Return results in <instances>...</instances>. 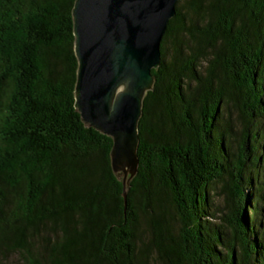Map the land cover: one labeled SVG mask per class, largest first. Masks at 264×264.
Segmentation results:
<instances>
[{
    "label": "trees",
    "instance_id": "16d2710c",
    "mask_svg": "<svg viewBox=\"0 0 264 264\" xmlns=\"http://www.w3.org/2000/svg\"><path fill=\"white\" fill-rule=\"evenodd\" d=\"M74 1L0 0V264H264V0L177 1L125 215L74 107Z\"/></svg>",
    "mask_w": 264,
    "mask_h": 264
},
{
    "label": "water",
    "instance_id": "95a60500",
    "mask_svg": "<svg viewBox=\"0 0 264 264\" xmlns=\"http://www.w3.org/2000/svg\"><path fill=\"white\" fill-rule=\"evenodd\" d=\"M177 1L75 0L72 8L74 107L84 126L112 139L111 167L114 174L123 172L124 215L125 186L138 162L143 98L153 88L151 69L160 64V43Z\"/></svg>",
    "mask_w": 264,
    "mask_h": 264
},
{
    "label": "rangeland",
    "instance_id": "374dc122",
    "mask_svg": "<svg viewBox=\"0 0 264 264\" xmlns=\"http://www.w3.org/2000/svg\"><path fill=\"white\" fill-rule=\"evenodd\" d=\"M124 170H126V168H124ZM126 174H127L126 176H129L131 173L130 172H127ZM116 175L118 176V178L122 179L123 178V172H122V170L117 171L116 172ZM218 186L219 185H216L215 191H211L210 197L215 202V204H220L222 206L223 205V196H222V193H220V190H219V187ZM144 227H145L144 224H142V229H141V232H140L141 241H145L146 238H147V233H146ZM155 258H156V256H155V254H153V257L151 258V263H153V264H160V262L153 261V260H155ZM19 263H20L19 257L18 256H15L7 264H19Z\"/></svg>",
    "mask_w": 264,
    "mask_h": 264
}]
</instances>
